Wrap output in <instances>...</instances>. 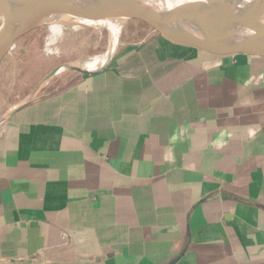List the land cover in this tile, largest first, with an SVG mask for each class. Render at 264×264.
Instances as JSON below:
<instances>
[{
    "label": "crops",
    "instance_id": "obj_1",
    "mask_svg": "<svg viewBox=\"0 0 264 264\" xmlns=\"http://www.w3.org/2000/svg\"><path fill=\"white\" fill-rule=\"evenodd\" d=\"M122 30L0 128V264H264V62Z\"/></svg>",
    "mask_w": 264,
    "mask_h": 264
},
{
    "label": "water",
    "instance_id": "obj_2",
    "mask_svg": "<svg viewBox=\"0 0 264 264\" xmlns=\"http://www.w3.org/2000/svg\"><path fill=\"white\" fill-rule=\"evenodd\" d=\"M24 0H0V64L22 36L36 30L54 31L66 26L108 28L120 25L140 36L158 42L178 44L236 60L264 62V37L251 39L227 28L217 31L211 25H202L203 19L213 10L241 1H252L264 6V0H181L167 10V16L153 19L157 11L151 0H139L127 6L121 0H34L23 5ZM212 39L202 40L200 34ZM229 42L230 46L221 43ZM110 56L104 61L102 70ZM71 65L61 64L47 71L16 107L0 117V128L29 105L39 90L56 74L83 75L70 70ZM1 263V256H0Z\"/></svg>",
    "mask_w": 264,
    "mask_h": 264
},
{
    "label": "rangeland",
    "instance_id": "obj_3",
    "mask_svg": "<svg viewBox=\"0 0 264 264\" xmlns=\"http://www.w3.org/2000/svg\"><path fill=\"white\" fill-rule=\"evenodd\" d=\"M1 21L0 18V24ZM108 31L109 28L98 31L91 27L66 26L60 29L61 33L40 29L19 38L0 64V117L21 103L51 68L83 61L94 64L106 55ZM124 34L120 30L117 43Z\"/></svg>",
    "mask_w": 264,
    "mask_h": 264
},
{
    "label": "bare ground",
    "instance_id": "obj_4",
    "mask_svg": "<svg viewBox=\"0 0 264 264\" xmlns=\"http://www.w3.org/2000/svg\"><path fill=\"white\" fill-rule=\"evenodd\" d=\"M121 1H123L127 6H133L139 0H121ZM180 1L181 0H151L150 2L151 8L157 11V13L153 16V19H160L163 18L164 16H167L168 13L167 10L175 6ZM33 2L35 1L24 0L23 5L31 4ZM201 24L204 26L211 25V27H213L215 31L224 27L227 28L228 31H233L239 35H243L251 39L263 38L264 37V6L252 1H241L236 4L211 11L203 19ZM108 28H109L108 32L110 33V37L108 39V47L106 50L107 58L109 57L111 51L115 48L117 44V40L120 34V25H113ZM97 29L98 31L101 30V28H97ZM53 32L54 34H56L57 32H60V29L54 30ZM200 38L202 40H207V41L212 39L211 37H209L204 33L200 34ZM221 44L225 46H230L229 42H223ZM102 64L95 67H89L88 64L85 61H83L71 65L69 69L92 70V69L100 68Z\"/></svg>",
    "mask_w": 264,
    "mask_h": 264
}]
</instances>
